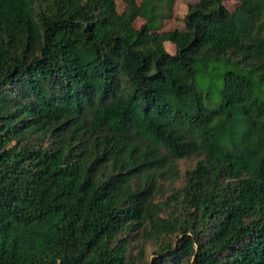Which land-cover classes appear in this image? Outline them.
Here are the masks:
<instances>
[{
	"label": "trees",
	"instance_id": "16d2710c",
	"mask_svg": "<svg viewBox=\"0 0 264 264\" xmlns=\"http://www.w3.org/2000/svg\"><path fill=\"white\" fill-rule=\"evenodd\" d=\"M226 1L0 0V264H264V0Z\"/></svg>",
	"mask_w": 264,
	"mask_h": 264
},
{
	"label": "rangeland",
	"instance_id": "374dc122",
	"mask_svg": "<svg viewBox=\"0 0 264 264\" xmlns=\"http://www.w3.org/2000/svg\"><path fill=\"white\" fill-rule=\"evenodd\" d=\"M199 1L200 0H176L172 11V16L166 19L163 26L155 32L163 33L172 31L178 27L182 30H185L186 25L183 20L188 13L189 4H197ZM138 2H141V0H138ZM116 3L118 11L120 13L123 12L126 8L125 0H116ZM225 3L231 11L235 10L236 6L239 4V2L233 0H227ZM144 23V19L138 18L134 25L136 28H140ZM168 45L170 53H175V44L169 39H167L165 42V46ZM237 59L238 58L232 57V55H228L227 57L222 58L220 61L210 62L208 68L206 69L201 68L199 64L196 65V79L198 87L204 95V104L207 107L214 109L223 103L221 90L224 84V74L229 69L238 70V65L240 64L236 62ZM260 90L264 92V85L260 87ZM244 119L245 118L242 115L237 117L238 125L236 126L235 130L236 134L232 140H241L244 131L243 128H245ZM198 158L199 157L195 156L178 160L177 164L179 167V175L182 174V172L185 173L187 170L193 168ZM178 177L171 176L168 173H164L162 175L157 174L155 176V181L153 183V197L155 203H159L160 201H165L168 199L169 195L174 189L173 186L175 183L176 185L181 183V180L177 181ZM154 248L155 247L152 245L148 247V260L151 259Z\"/></svg>",
	"mask_w": 264,
	"mask_h": 264
}]
</instances>
